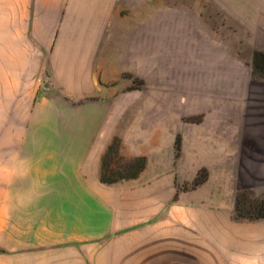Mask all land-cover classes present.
<instances>
[{"label":"rangeland","instance_id":"1","mask_svg":"<svg viewBox=\"0 0 264 264\" xmlns=\"http://www.w3.org/2000/svg\"><path fill=\"white\" fill-rule=\"evenodd\" d=\"M64 2L0 0V189L3 168L17 169L8 146L28 128L45 129L67 145L97 134L108 147L118 137L125 157L168 165L178 190L245 191L242 209L257 213L264 196V76L252 68L253 51L264 45L258 20H224V10L209 20L207 3L195 8L193 0H170L166 13L154 8L153 20H144L137 0L130 11L142 14L138 20L66 30L57 10ZM64 31L97 39L62 41ZM60 44H75L95 72L64 71ZM39 156L42 166L48 154ZM196 177L202 183L194 186ZM143 252L124 247L117 264H143Z\"/></svg>","mask_w":264,"mask_h":264},{"label":"crops","instance_id":"2","mask_svg":"<svg viewBox=\"0 0 264 264\" xmlns=\"http://www.w3.org/2000/svg\"><path fill=\"white\" fill-rule=\"evenodd\" d=\"M199 1L207 3L209 20H217L216 10H224V20H258L255 28L264 32V0H193V7H206ZM169 2L144 0L143 19L153 20L154 8L166 13ZM136 4L65 0L57 6L58 20H64L66 30L138 20L142 14L130 11ZM122 9H128V16L122 18ZM96 39L67 31L62 36V41ZM75 48L60 44L56 51L54 45L52 55L56 51L64 59L66 72H95L86 60L80 61ZM255 50H264V45ZM37 136H48V144H38ZM108 140L89 134L67 145L57 132L28 128L16 145L8 146L7 153L16 152L18 158L16 170L3 168L0 264H117L120 249L142 245L144 252L137 257L144 258L143 264H264V218H238L233 193L180 191L168 165L151 157L137 178L102 183ZM42 152L48 156L41 166ZM69 152L76 155L68 157ZM28 160L31 167L22 169L20 164Z\"/></svg>","mask_w":264,"mask_h":264},{"label":"trees","instance_id":"3","mask_svg":"<svg viewBox=\"0 0 264 264\" xmlns=\"http://www.w3.org/2000/svg\"><path fill=\"white\" fill-rule=\"evenodd\" d=\"M253 74L264 76V50H255L252 59ZM147 157L144 155L127 158L121 153L120 139L114 137L108 145L101 159L100 180L104 184H113L122 180L137 178L146 168ZM202 180L196 177L193 185L197 186ZM245 191H239L236 195L235 210L238 218L241 219H262L264 218V196L256 201L257 213L243 210L245 204Z\"/></svg>","mask_w":264,"mask_h":264}]
</instances>
